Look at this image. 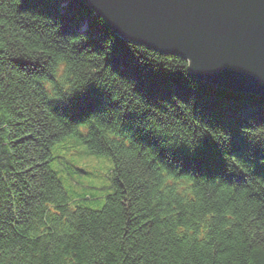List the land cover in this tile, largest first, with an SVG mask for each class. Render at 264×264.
<instances>
[{"label": "trees", "instance_id": "trees-1", "mask_svg": "<svg viewBox=\"0 0 264 264\" xmlns=\"http://www.w3.org/2000/svg\"><path fill=\"white\" fill-rule=\"evenodd\" d=\"M100 18L84 0H0V249L20 264H264V144L242 134L264 126V97ZM71 135L113 161L99 210L53 169Z\"/></svg>", "mask_w": 264, "mask_h": 264}, {"label": "water", "instance_id": "water-1", "mask_svg": "<svg viewBox=\"0 0 264 264\" xmlns=\"http://www.w3.org/2000/svg\"><path fill=\"white\" fill-rule=\"evenodd\" d=\"M119 37L190 61L198 80L264 97V0H84Z\"/></svg>", "mask_w": 264, "mask_h": 264}, {"label": "rangeland", "instance_id": "rangeland-1", "mask_svg": "<svg viewBox=\"0 0 264 264\" xmlns=\"http://www.w3.org/2000/svg\"><path fill=\"white\" fill-rule=\"evenodd\" d=\"M52 151L59 157L53 163V169L59 174L70 196L82 200L88 194L94 199L87 200L88 207L101 209L106 197L112 193V159L106 155L91 154L88 147L74 135L66 137Z\"/></svg>", "mask_w": 264, "mask_h": 264}, {"label": "clouds", "instance_id": "clouds-1", "mask_svg": "<svg viewBox=\"0 0 264 264\" xmlns=\"http://www.w3.org/2000/svg\"><path fill=\"white\" fill-rule=\"evenodd\" d=\"M101 26L104 25V20L101 17L99 20ZM109 40L107 43H109ZM195 87V84H193ZM242 134L249 138L250 143L253 145L264 144V126H258L255 128H243ZM264 163V161H262ZM7 256L8 259L5 260L4 257ZM0 264H20V261L16 258V253H7L3 249H0Z\"/></svg>", "mask_w": 264, "mask_h": 264}, {"label": "bare ground", "instance_id": "bare-ground-1", "mask_svg": "<svg viewBox=\"0 0 264 264\" xmlns=\"http://www.w3.org/2000/svg\"><path fill=\"white\" fill-rule=\"evenodd\" d=\"M77 137V136H76Z\"/></svg>", "mask_w": 264, "mask_h": 264}]
</instances>
